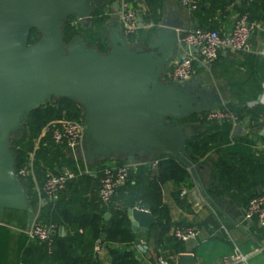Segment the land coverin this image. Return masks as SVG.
I'll return each mask as SVG.
<instances>
[{"label": "water", "instance_id": "water-1", "mask_svg": "<svg viewBox=\"0 0 264 264\" xmlns=\"http://www.w3.org/2000/svg\"><path fill=\"white\" fill-rule=\"evenodd\" d=\"M97 6L96 0H0V224L6 210L25 211L27 228L35 218V207L28 204L27 189L16 174L10 139L25 114L59 97L83 109L86 140L81 156L94 162L125 155L133 163L140 155L172 156L189 171L200 196L219 209L203 186L199 167L189 160L187 127L169 121L216 109L221 103L218 94L207 95L192 79L163 80L177 51L180 27L165 19L153 23L155 32L146 47L131 44L119 27H108L106 53L87 46L80 35L65 42L66 18L73 15L91 25ZM138 23L144 27L142 14ZM33 29L39 37L29 43ZM243 132L239 124L234 126V135ZM126 216L134 233L156 222L145 203L127 208ZM59 234H64L63 227ZM176 263L196 264V259L182 253Z\"/></svg>", "mask_w": 264, "mask_h": 264}, {"label": "trees", "instance_id": "trees-1", "mask_svg": "<svg viewBox=\"0 0 264 264\" xmlns=\"http://www.w3.org/2000/svg\"><path fill=\"white\" fill-rule=\"evenodd\" d=\"M101 1L102 3L98 4L92 13L91 25L82 23L73 15L66 18L63 26L65 42H69L80 35L84 37L87 46L96 48L101 53H106L109 50L108 37L98 34L96 27L102 26L105 28L107 26L108 15H105L103 10L107 4L111 6L114 2L119 3L120 0ZM206 1L211 3L210 10L207 12L210 16L227 0H202L199 8ZM259 1L254 0L249 4L243 2L246 9H243L242 13H248L251 21H254V15L261 12L262 7ZM160 7L161 0H146V9L143 11V18L146 23H158L160 18L158 10ZM72 18L77 19L80 23L78 25L73 24ZM83 25H87L88 33L86 35L82 31L81 26ZM154 32L155 28L153 26L149 29L139 28L136 34L129 37V42L133 45L146 47ZM38 37L39 35L33 29L29 34V43L36 41ZM163 80L169 81L166 73L163 75ZM239 105L240 102L236 100H228L227 104L221 109L230 110L237 117L236 122L248 119L250 127L255 132L264 126L261 122V119L264 118V105L257 104L251 107L247 105L239 107ZM82 115L83 109L76 102L65 97L55 98L50 103L25 114L20 125L22 134H14L10 139L16 172L31 163L32 171L37 176L40 173L44 174V180L45 174L49 171L60 173L63 167L76 169L77 162L71 156H67L69 151L54 145L47 135L41 136V131L50 121L62 118L81 120ZM169 121L175 125L197 124L195 132L188 137L185 146L189 160L194 165L197 166L202 163V159L212 148L219 154V158L212 169L213 184L211 187L206 188L207 193L213 200L218 195L227 193L238 184L249 185L254 188L258 184L264 185V153L257 155L249 147L251 141L247 138L232 137L233 122L231 120L221 121L222 123L219 125L218 121H208L205 118V113H197L184 119L169 118ZM213 123L214 126H209L211 130L207 131V134L196 131L203 125ZM242 143L248 146L247 150L236 147ZM31 153H33V159H30ZM155 159L159 162L157 172H154L151 176V183L155 188V202L148 205L156 217V225L163 228L171 220V214L169 208L162 204L160 184L167 180L172 181L176 189L175 196L178 195L182 187L191 188L194 184L189 171L178 159L168 155H158ZM117 164H127V162L123 160L117 162ZM94 166L92 165V167ZM105 166L107 164L99 165V171L101 172ZM132 173L130 168L127 180ZM30 177L31 174L21 177V180H23L27 189L28 204L36 207L37 193L32 190ZM89 178V174H83L69 182L65 189H69L74 194L71 195L70 199H57L50 202L47 207L35 215V222L53 223L57 227L50 247L43 241L29 238L25 231L19 233L17 264H98V254L95 247L101 240L103 233H105L104 248L110 264H143L136 255L135 233L131 230L130 222L126 216L127 208L135 206L139 201V194L130 190L127 195L123 196L121 192L124 185L126 186L128 183L126 181L117 190L112 202L108 205H104L99 201L95 202L93 199H85L82 195L87 193L86 181ZM259 194L264 195V192L258 193L256 191L255 196ZM114 202H117V205ZM106 212L111 214L109 220L104 219ZM59 226L66 229L65 236L58 234ZM9 238L10 228L6 224H0V264H6ZM171 240L172 245L176 247V253L184 251L183 242L176 240L174 237Z\"/></svg>", "mask_w": 264, "mask_h": 264}, {"label": "crops", "instance_id": "crops-1", "mask_svg": "<svg viewBox=\"0 0 264 264\" xmlns=\"http://www.w3.org/2000/svg\"><path fill=\"white\" fill-rule=\"evenodd\" d=\"M96 1L98 4L102 3L101 0ZM259 3L262 7L261 12L254 15V22L258 28L249 38L246 49L241 51L221 50L216 60L210 65L197 64L195 66L192 77L194 85L199 86L201 91L209 96L219 95L221 103L216 109L223 108L228 100L240 102L239 107L245 105L251 107L257 104L264 105V0H260ZM210 7L211 3L206 1L198 11H189L181 5L180 0H161V7L158 10L159 20L165 19L173 25L179 26L181 29L180 34L185 30L204 28L217 30L224 36L230 33L235 17L242 14L243 9H246L241 0H227L220 8L208 16L207 12L210 10ZM103 11L105 15H108L107 26L104 28L106 34L108 27L117 26L121 29L120 15L118 8L114 7V3L111 6L107 4ZM143 11L140 9L139 14L143 15ZM143 22L144 27L142 29H149L153 25V22L146 23L144 18ZM207 71L210 72L211 78L214 79L218 86V93H214L213 95L202 89V86L196 82L197 77H200L202 73ZM207 111L210 110L203 111L202 113H206ZM261 122L264 125V118L261 119ZM221 123V121H218L219 125ZM236 124H239L243 128L244 132L242 134H233ZM210 125L214 126V123L203 125L196 131L207 134V131L211 130L209 129ZM185 126L191 135L195 132L197 124ZM251 129L248 119L233 122L231 136L238 139L247 138L251 141V146L249 147L257 155H260L264 153V139H262L264 137V126L257 132ZM236 147L241 150L248 149V146H245L243 143L238 144ZM68 155L71 156L70 151ZM218 158L219 154L212 148L204 156L202 163L197 165L205 190L213 184L212 169ZM102 159L109 160V163H105L107 165L117 164V162L123 160L131 165L130 168L133 173L127 180L126 186L124 185L121 193L123 196L127 195L130 190L138 193L139 201L135 206L139 203L151 205L155 202V188L151 183V176H153L154 172H157L159 167L152 165L155 157L143 155H140L138 161L135 163L128 160L125 155L98 158L94 162L93 160H89L87 163H83L81 157H79L78 164L83 168H87L88 172L85 174H89L90 176L87 179L88 181H86L87 193L82 195L83 198L100 202L98 195L99 186L97 183L101 176L99 165H101L100 160ZM92 165L95 166L92 167ZM65 169L71 168L63 167L62 171ZM30 174L32 190L37 193L35 215L47 207L50 202L57 199L67 200L71 198V195H74L69 189H65L52 200L40 191L44 174L40 173L37 176L33 171ZM193 184L191 188L182 187L177 196L174 194L176 189L172 181L167 180L160 184L162 204L169 208L171 220L163 228L157 226L155 222L148 230L140 229L135 232V237L140 240L139 244L135 243V252L142 263L157 264V258L163 256L172 264H177V257L180 254L190 253L195 256L196 264H222L223 257L231 254L234 248H238L246 257L247 264H264V227H261L256 219L247 221L244 218V211L248 200L255 196L256 191L258 193L264 192V185L258 184L255 188L249 185H236L227 193L218 195L214 199L219 207L218 209L206 202L197 191L194 181ZM258 187L262 189L259 190ZM114 204L117 205V202H114ZM106 213L110 214V212ZM151 214L155 217L152 212ZM2 224H6L10 228L6 264H17L19 233L22 231L26 232L28 228L26 226L25 229L16 230V228L4 221ZM179 226L194 227L197 231V237L183 242L184 251L176 253V247L172 245L171 238H173V230ZM60 227L63 226L58 227V234ZM65 235L66 229L64 228L62 236ZM103 242L100 240L102 251L98 254V264H110Z\"/></svg>", "mask_w": 264, "mask_h": 264}, {"label": "built area", "instance_id": "built-area-1", "mask_svg": "<svg viewBox=\"0 0 264 264\" xmlns=\"http://www.w3.org/2000/svg\"><path fill=\"white\" fill-rule=\"evenodd\" d=\"M202 0H180L183 7L189 11H196ZM247 4L254 0H241ZM146 9V0H120L118 12L120 15L121 32L129 40V37L136 34L139 29V10ZM152 26V25H151ZM258 26L249 19L248 13H242L235 17L232 29L228 35H221L214 29L195 28L185 30L178 36L176 54L167 64L164 73L169 81L185 82L192 79L195 65H210L214 62L221 50L241 51L248 47V40L257 30ZM193 48V50H191ZM205 118L209 121H237L230 111L226 109H215L205 113ZM48 136L56 146L63 147L70 151L71 157L77 162L76 169H65L60 173L47 172L43 180L40 191L54 200L62 192L67 184L79 176L88 172L79 163L77 151H81L86 140V126L83 119H56L47 123L41 136ZM33 154H30L32 159ZM158 160L152 161V165L157 167ZM31 163L16 172L17 176L25 177L32 172ZM130 164H111L101 170L99 179L98 195L102 204L108 205L112 202L117 190L127 181ZM244 218L247 221L256 219L261 227H264V195L251 197L244 211ZM57 227L53 223L42 224L33 221L26 230L27 235L32 239L45 242L49 247L53 242ZM172 236L180 241L187 242L197 237L194 227H176ZM97 254L102 251L100 241L95 247ZM157 264H172L167 258L159 256ZM222 264H247L246 257L238 248H234L231 254L222 259Z\"/></svg>", "mask_w": 264, "mask_h": 264}, {"label": "rangeland", "instance_id": "rangeland-1", "mask_svg": "<svg viewBox=\"0 0 264 264\" xmlns=\"http://www.w3.org/2000/svg\"><path fill=\"white\" fill-rule=\"evenodd\" d=\"M73 24L78 25L80 22L77 21V19H71ZM82 27V31L83 33L86 35L88 33L87 31V25H83ZM96 32L100 35H106L105 29L102 26H97L96 27ZM197 84H200L202 86V89H204L205 91H207L209 94L213 95L214 93H218V86L215 83L214 79L211 78V74L209 71L202 73V75L200 77H197L196 80ZM17 135H21L22 134V127L20 126L18 129V132L16 133ZM77 154L79 155V157H81V151H77ZM68 156V154H67ZM82 162L87 163L90 159L85 158L84 156L81 157ZM101 164H105V163H109L108 159H102L100 160ZM98 184V183H97ZM3 221L9 225H11L12 227L16 228V230H21L22 228H24L26 226V213L25 212H20V211H14V210H6L4 212V216H3Z\"/></svg>", "mask_w": 264, "mask_h": 264}, {"label": "flooded vegetation", "instance_id": "flooded-vegetation-1", "mask_svg": "<svg viewBox=\"0 0 264 264\" xmlns=\"http://www.w3.org/2000/svg\"><path fill=\"white\" fill-rule=\"evenodd\" d=\"M81 157H83V156H81Z\"/></svg>", "mask_w": 264, "mask_h": 264}]
</instances>
